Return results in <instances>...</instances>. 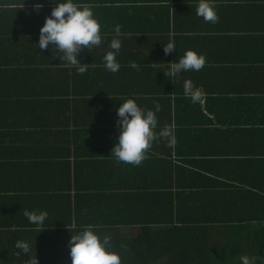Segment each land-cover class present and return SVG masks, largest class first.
<instances>
[{
	"label": "crops",
	"instance_id": "obj_1",
	"mask_svg": "<svg viewBox=\"0 0 264 264\" xmlns=\"http://www.w3.org/2000/svg\"><path fill=\"white\" fill-rule=\"evenodd\" d=\"M76 2L90 5L101 25V45L78 54L84 73L51 45H33L54 4L0 0V96L17 100L27 88L37 95L30 107L0 104V239L61 238L79 225L136 239L143 225L176 223L177 209L201 223L198 205L214 218V236L239 238L223 223L264 204V0H213L216 23L196 15L198 0ZM114 38L121 67L111 73L102 58ZM172 40L175 51L165 55ZM186 50L204 55L205 66L164 76ZM185 80L201 101L185 96ZM128 98L145 110L159 106L157 138L138 166L110 158L115 108ZM166 128L174 143L159 135ZM237 189L262 198L236 207ZM25 210L47 211L46 228L30 224Z\"/></svg>",
	"mask_w": 264,
	"mask_h": 264
},
{
	"label": "clouds",
	"instance_id": "obj_2",
	"mask_svg": "<svg viewBox=\"0 0 264 264\" xmlns=\"http://www.w3.org/2000/svg\"><path fill=\"white\" fill-rule=\"evenodd\" d=\"M54 4L50 15L45 17L42 27L39 29L38 42L33 44L35 49H55L62 55L57 58L66 64L75 66L79 73L87 70L88 64H82L78 60L81 48L98 47L102 43L101 25L95 17L92 8L88 4L76 2V0H49ZM196 15L204 22L216 23L218 15L213 0H198ZM117 37L120 34V27H115ZM110 51L103 56L105 70L116 73L120 70V63L117 60L122 47L121 40L114 38L109 42ZM49 49V50H50ZM165 55L175 51V41L164 44ZM206 63V57L193 50H186L178 62H170L167 73L170 78L179 76L182 72L199 71ZM132 68H138L135 63ZM171 81V80H170ZM185 96L190 97L194 102L202 100V92L194 87L191 80H185L183 84ZM141 108L134 99L128 98L115 108L116 114V141L111 150L110 158L117 163H126L138 166L146 159V152L153 140L157 138L155 129L158 125L156 112ZM162 137H169L170 143H174V136L170 129L166 128L161 133ZM23 215L30 224L40 226L43 230L45 221L48 218L47 211L25 210ZM112 237L105 234L102 238L94 230L93 225H84L71 234L67 247L71 264H121L119 253L112 251ZM15 247L21 253L29 255L33 245L28 241H17ZM19 254V253H18ZM28 264H38L36 254L30 258ZM240 264H255V259L249 256H241Z\"/></svg>",
	"mask_w": 264,
	"mask_h": 264
},
{
	"label": "trees",
	"instance_id": "obj_3",
	"mask_svg": "<svg viewBox=\"0 0 264 264\" xmlns=\"http://www.w3.org/2000/svg\"><path fill=\"white\" fill-rule=\"evenodd\" d=\"M30 92L28 88L25 89L17 100H13L15 98L7 100L5 96H0V104L3 106L9 104L11 107H30L37 97ZM237 190L233 197L236 207L247 204L249 201L246 198L258 197L253 194L246 195L242 189ZM261 198L259 195L255 203H258ZM261 206L256 208L257 214L253 217L245 216L246 219L239 220L236 216L228 218L227 222L223 223L224 226H228L223 227V230H230L232 231L230 235H236L239 238L226 239L214 236L210 230V224L214 218L198 205L193 208V211L195 210L193 214L201 211L202 216L199 214L202 217L201 223L193 218V215L190 216L191 209H179V212L177 209L176 223L170 220L171 223L168 222L169 225H164L168 227L164 228L159 224L143 225L147 227L136 239L112 238L111 250L119 253L121 264H240V257L245 255L254 258L255 264H264V233L260 234L264 232V204ZM171 212L170 207V214ZM179 215L183 216V226L178 224ZM259 215L261 217H258ZM75 231L59 233L60 236H64L61 238L41 240L16 239V236L6 235L5 238L0 239V264H28L29 259L35 254L38 264H71L69 249L66 245ZM16 234L20 235L22 232L16 231ZM20 240L28 241L33 245L29 255L21 253L15 247L16 242Z\"/></svg>",
	"mask_w": 264,
	"mask_h": 264
}]
</instances>
